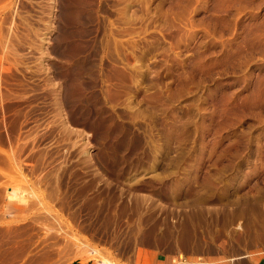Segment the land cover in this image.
<instances>
[{"label": "rangeland", "instance_id": "rangeland-1", "mask_svg": "<svg viewBox=\"0 0 264 264\" xmlns=\"http://www.w3.org/2000/svg\"><path fill=\"white\" fill-rule=\"evenodd\" d=\"M264 263V0H0V264Z\"/></svg>", "mask_w": 264, "mask_h": 264}, {"label": "crops", "instance_id": "crops-1", "mask_svg": "<svg viewBox=\"0 0 264 264\" xmlns=\"http://www.w3.org/2000/svg\"><path fill=\"white\" fill-rule=\"evenodd\" d=\"M155 264H173V261L170 260L168 257H163V256H157L155 259ZM180 264H195L191 262H184ZM264 264V263H263Z\"/></svg>", "mask_w": 264, "mask_h": 264}]
</instances>
